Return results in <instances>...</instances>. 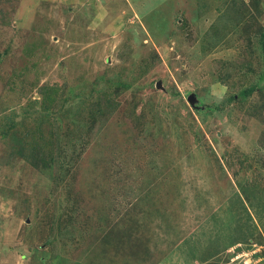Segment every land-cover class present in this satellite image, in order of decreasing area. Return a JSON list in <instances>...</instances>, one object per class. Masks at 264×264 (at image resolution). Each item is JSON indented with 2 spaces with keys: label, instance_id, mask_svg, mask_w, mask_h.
I'll use <instances>...</instances> for the list:
<instances>
[{
  "label": "rangeland",
  "instance_id": "374dc122",
  "mask_svg": "<svg viewBox=\"0 0 264 264\" xmlns=\"http://www.w3.org/2000/svg\"><path fill=\"white\" fill-rule=\"evenodd\" d=\"M0 264H264V0H0Z\"/></svg>",
  "mask_w": 264,
  "mask_h": 264
}]
</instances>
